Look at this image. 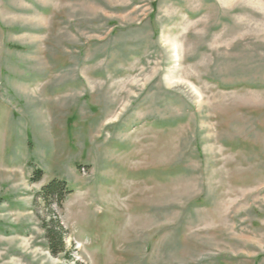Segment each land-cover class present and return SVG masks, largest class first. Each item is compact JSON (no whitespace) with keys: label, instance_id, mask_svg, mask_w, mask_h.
<instances>
[{"label":"rangeland","instance_id":"374dc122","mask_svg":"<svg viewBox=\"0 0 264 264\" xmlns=\"http://www.w3.org/2000/svg\"><path fill=\"white\" fill-rule=\"evenodd\" d=\"M0 264H264V0H0Z\"/></svg>","mask_w":264,"mask_h":264},{"label":"trees","instance_id":"16d2710c","mask_svg":"<svg viewBox=\"0 0 264 264\" xmlns=\"http://www.w3.org/2000/svg\"><path fill=\"white\" fill-rule=\"evenodd\" d=\"M32 175L33 181H37L39 178V171L33 172ZM64 192H70L65 190V184L63 181L51 180L47 184L41 187L39 194L43 196V198L53 197L55 201H57L60 196L63 195ZM53 201V200H52ZM46 229V238L48 240L49 246L54 253L58 251H63V236L62 229H59L58 225L50 226L43 224ZM57 249V250H56Z\"/></svg>","mask_w":264,"mask_h":264}]
</instances>
